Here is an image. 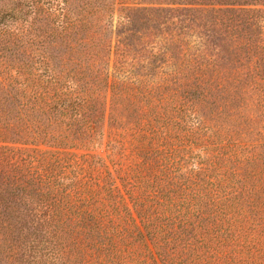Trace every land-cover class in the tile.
I'll use <instances>...</instances> for the list:
<instances>
[{"label":"trees","instance_id":"trees-1","mask_svg":"<svg viewBox=\"0 0 264 264\" xmlns=\"http://www.w3.org/2000/svg\"><path fill=\"white\" fill-rule=\"evenodd\" d=\"M0 234L20 264H264V0H0Z\"/></svg>","mask_w":264,"mask_h":264},{"label":"rangeland","instance_id":"rangeland-1","mask_svg":"<svg viewBox=\"0 0 264 264\" xmlns=\"http://www.w3.org/2000/svg\"><path fill=\"white\" fill-rule=\"evenodd\" d=\"M174 51H177V47L174 48ZM162 63V62H159ZM76 154L85 155L89 154L85 151H74ZM90 154L95 156H105L106 152L105 150H99L95 152H90ZM9 241L6 240V237L0 234V264H20L19 261L16 262L14 259L12 251L8 249Z\"/></svg>","mask_w":264,"mask_h":264}]
</instances>
